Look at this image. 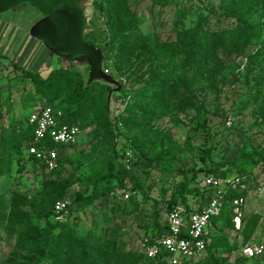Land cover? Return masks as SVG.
I'll use <instances>...</instances> for the list:
<instances>
[{"label": "rangeland", "instance_id": "rangeland-1", "mask_svg": "<svg viewBox=\"0 0 264 264\" xmlns=\"http://www.w3.org/2000/svg\"><path fill=\"white\" fill-rule=\"evenodd\" d=\"M105 1L92 0L86 35L96 32L93 46L103 53L104 69L125 91L121 100L111 96L108 105L119 136L113 140L97 106L100 91L93 86L80 115L91 107L98 112L85 114L89 123L82 125L75 145L59 152L62 163L53 173L29 162L17 171L14 161L7 170V161L9 155L16 156L12 145L23 147L21 137L27 135L31 114L43 107L65 110L77 82L52 78L47 96L39 93L22 72L39 73L43 79L50 72L27 41V32L40 15L25 6L0 17L14 24L11 29L0 25V160L6 163L0 167V264L25 257L18 238L39 218L43 221L44 214L56 215L60 204L66 209L63 219L79 235L95 231L116 241L117 253L108 256L105 264H147L141 245L152 233L154 221H164L165 202L174 188L207 169L201 160L203 149H210L216 164L231 162L242 149L261 151L258 165L244 167L249 176L235 189L244 199L242 207L230 211L232 218L239 214L245 223L256 220L251 237L245 242L242 226L236 228L235 223L234 228H225L213 223L212 217L209 224L212 237L220 238L213 253L224 264H233L245 245L264 246V57H251L264 40V0H245L243 8L239 0H127L123 17L118 6L108 7ZM239 15L250 39L257 35L260 39L256 45L251 41L243 55L220 65L197 67L189 48L167 46L183 40V32L200 27H235ZM87 73L83 72L84 82ZM170 89L175 96L168 95ZM132 137L142 141L143 153L129 143ZM113 145L118 158L113 156ZM177 148L179 153L173 155ZM155 153L163 155L162 169L152 161ZM119 167L128 173L126 188L115 182V192L108 198L87 205L75 201L76 193L88 195L92 184L110 173L114 176ZM131 176L143 193L130 191ZM197 179L192 186H201ZM42 264L52 263L49 259ZM247 264H264V254Z\"/></svg>", "mask_w": 264, "mask_h": 264}, {"label": "trees", "instance_id": "trees-1", "mask_svg": "<svg viewBox=\"0 0 264 264\" xmlns=\"http://www.w3.org/2000/svg\"><path fill=\"white\" fill-rule=\"evenodd\" d=\"M106 5L108 7L118 6L120 16L125 15V9L127 6V0H106ZM239 5L241 8L245 5V0H239ZM95 5V3H94ZM238 24L235 27L228 29H208L202 28L192 31L183 32L184 39H177L175 45L167 43V46L170 49L177 48L179 50H186L191 52L193 56V61L197 67H205L207 65L217 66L230 60L234 55H243L246 47L250 44L251 41H255L253 45L257 44V40L260 39V35L252 37L248 30L245 28L244 20L241 15L236 16ZM96 39V32H90L85 36V41L94 45ZM252 58L264 57V40L258 43L256 49L251 55ZM74 69V70H73ZM87 67L76 68L74 65H65L59 66L56 69H51L47 74V77L43 79L39 73H31L27 71L22 72V76L29 80L32 86L41 94L47 96L49 89L52 87V78L56 77H68L77 82L76 89L66 99L68 107L63 112V122L75 123L79 126L82 132V125L85 126L89 123L85 118V114L93 113L97 114V110L94 107L86 108L81 116V104L87 102L89 90L96 86L98 87L101 95V102H97V106L101 108L102 115L106 121V124L110 128V132L113 136V140L118 138L119 133L117 130V119L109 113L108 109V98L107 95L112 92V87L93 83L91 85H85L83 72L88 71ZM83 71V72H82ZM44 90V91H43ZM48 90V92H47ZM176 91L170 89L168 95L170 97L175 96ZM125 97V91L121 88L116 94V98L121 100ZM99 104V105H98ZM95 106V107H97ZM77 118H79L80 123H78ZM81 124V125H80ZM33 127L28 125L27 135H22L21 138H24V145H12L11 150L15 157L9 155L7 161V170H10V167L14 161L17 171H22L24 169V162H29L34 167H39L42 171L48 172L44 165L36 161L32 156L27 154V148L33 145ZM129 143L134 145L140 152L143 153L141 146L142 141L138 138L132 137L128 139ZM50 148H53V144H49ZM71 147V146H70ZM69 147H63V150ZM179 148L175 151L173 155L179 153ZM115 145L112 146V153L114 158L118 156L114 153ZM202 153V162L206 164V170H200L194 173V175L187 181L179 183L175 188L173 193L170 195L169 199L165 202V211H164V221L155 220L153 223L152 233L149 235L147 241H151L167 232V227L165 225L166 215L175 207L183 206L186 211L190 212L192 207L200 206L204 203V198H210L212 195V190L206 188L203 185V179L206 176H212L218 179H224L229 177V173L234 171L235 176L242 179V182L248 178V174L244 170L245 166H255L258 165L257 158L262 155L261 151H246L242 149L239 156L233 159L231 162L216 164L211 160L210 149H203ZM20 154H23L20 156ZM120 158H125L121 156ZM126 159V158H125ZM152 161L157 164L158 168L162 169L164 164L163 155L153 154ZM62 163V157L58 159V167ZM6 166V163L0 160V167L3 168ZM48 172L53 173L57 171ZM200 173V175H198ZM111 173L107 176H102L91 186V191L88 195L83 193H76L75 201L79 202L81 205L90 204L94 200L101 198H108L111 194L115 192L113 184L116 182L120 188H126L125 182L128 179V173L125 168L119 167L112 178ZM200 177L201 186L196 185L192 186L193 181L198 180ZM133 186L130 188V191L141 192L143 193L142 187L137 182L136 178L131 176ZM49 184L48 182L46 183ZM240 196L236 194L235 190L229 189L226 192L224 201L221 205L219 213L214 216L213 223L222 224L225 228H234V221L230 215L232 210V202L234 199L239 198ZM194 201L192 204L191 201ZM56 215L54 214H44L43 221L41 218L37 220L36 225L31 229H26L23 236L18 238V247L22 248L26 252V256L23 258L11 257L5 264H42L50 259L52 264H105L106 258L108 256L114 257L117 253V244L116 241L107 239L104 233H96L95 231L89 232L87 235H79L74 231L64 219L56 220ZM212 224V223H211ZM242 226V230L245 233L244 241L248 239L253 234L254 228L256 226V220L245 223L242 218H240L239 226ZM210 226V225H209ZM208 230L205 233V238L207 240L206 248L204 251L203 258L197 260H192L182 264H224L221 259H217L215 253L212 249L215 243L219 242L220 238L214 239L211 235V231ZM246 246V245H245ZM244 246V247H245ZM243 248V247H242ZM241 249V248H240ZM257 258L246 259L239 252L235 258L233 264H247L248 261L255 260ZM147 264H161L155 261H148L143 258Z\"/></svg>", "mask_w": 264, "mask_h": 264}, {"label": "built area", "instance_id": "built-area-1", "mask_svg": "<svg viewBox=\"0 0 264 264\" xmlns=\"http://www.w3.org/2000/svg\"><path fill=\"white\" fill-rule=\"evenodd\" d=\"M108 74V71L105 70ZM63 112L60 109L43 107L31 114L29 125L33 127V145L27 148V154L42 163L48 172L58 167L59 152L63 147H70L77 143L81 134L79 126L71 122H63ZM231 125V121L227 126ZM49 144L54 147L50 148ZM237 176L218 179L206 176L203 185L212 190L210 198L205 197L204 203L192 207L188 212L183 206L172 209L165 218L167 232L151 241L142 243L143 258L161 264H182L199 259L205 251L207 240L206 229L210 220L216 216L229 189H237L242 184ZM125 198L128 196L125 195ZM244 199L239 197L233 200L235 211L242 207ZM66 213L65 205L60 204L56 212V220H62ZM234 223L239 227V214L235 216ZM246 259L259 258L264 254L262 245H246L240 249Z\"/></svg>", "mask_w": 264, "mask_h": 264}, {"label": "water", "instance_id": "water-1", "mask_svg": "<svg viewBox=\"0 0 264 264\" xmlns=\"http://www.w3.org/2000/svg\"><path fill=\"white\" fill-rule=\"evenodd\" d=\"M92 0H0V17L14 14L25 6L31 7L40 19L31 24L27 41L32 42L35 57L46 63L51 70L54 66L74 65L87 67L85 85L93 83L112 87L108 94L110 103L113 95L120 90L118 82L105 73L103 53L85 41L89 31L87 10ZM11 20H0L4 29L13 28ZM10 26V27H9ZM112 96V97H111ZM108 103V105H109Z\"/></svg>", "mask_w": 264, "mask_h": 264}]
</instances>
